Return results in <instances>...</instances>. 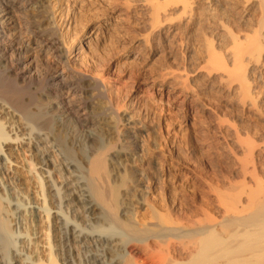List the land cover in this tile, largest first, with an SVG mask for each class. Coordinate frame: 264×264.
I'll return each instance as SVG.
<instances>
[{
    "label": "rangeland",
    "instance_id": "obj_1",
    "mask_svg": "<svg viewBox=\"0 0 264 264\" xmlns=\"http://www.w3.org/2000/svg\"><path fill=\"white\" fill-rule=\"evenodd\" d=\"M10 1L23 10L19 1ZM48 1L49 8L51 5L54 8L50 10L55 11L58 31L63 32L66 46L72 49L67 53L71 69L79 71L85 67L82 71L86 82L92 76L101 78L107 112L122 116L121 132L131 131L138 136L135 143L129 144L142 145L137 155L142 159L136 161L135 167L143 174L138 190L146 197L136 206L138 221L150 220V206H154L179 225L196 227L206 218L201 208L203 203L207 202L214 208L212 211H217L223 207L218 199L224 195L229 197L235 189L234 194L247 199L244 193L251 191L252 194V190L259 188L257 184L261 183L264 188V67H261L264 66V42L259 36L264 30H261L264 0ZM158 3L163 6L159 4L156 11ZM155 11L159 17L152 16ZM24 19L19 21L27 23ZM14 22L13 17L8 20L6 37L7 44L17 48L22 40H19V28L12 30ZM34 30L30 35L32 49L22 65L19 80L22 84H34L39 75L48 71L56 69L58 74L63 71V66L51 58H55L57 49L47 51L46 43H37L36 38L45 33ZM23 37L26 42L29 35ZM32 90L36 91L32 88L30 93ZM90 94L86 90L84 95ZM8 112L9 109L0 108V119L8 121ZM9 124H5L7 131L12 128ZM15 132L11 130L10 135L14 136ZM23 142L22 145L15 140L4 143L3 154L11 156L1 176L4 172V178L10 180L7 183L23 193L26 185L18 183H29L27 193L31 194L32 201L43 204L39 175L27 159L31 154H24L26 143ZM251 146L255 147L254 157L248 152ZM241 158L250 159L249 173L255 161L254 174L242 175ZM243 159L241 162H245ZM38 214L41 230L38 229L40 234L34 239L33 248L38 247L46 257L48 219L46 212Z\"/></svg>",
    "mask_w": 264,
    "mask_h": 264
},
{
    "label": "bare ground",
    "instance_id": "obj_2",
    "mask_svg": "<svg viewBox=\"0 0 264 264\" xmlns=\"http://www.w3.org/2000/svg\"><path fill=\"white\" fill-rule=\"evenodd\" d=\"M17 1L22 11L17 9L21 6L15 7L10 0H0V108L9 109L10 117L6 122L16 131L14 136L10 135L11 130L7 131L6 122L0 119V264H264V188L261 183L252 194L245 189L249 192L244 193L247 199L234 194L237 189L231 190L229 197H217L223 207L214 210L215 215L210 213L214 208L207 202L200 204L206 218L196 223V227L179 225L154 206H150V220L138 221L136 206L146 197L138 190L143 174L135 167L136 161L142 159L137 156L142 145L129 144L135 143L138 136L131 131L121 132L122 116L107 112L101 78L92 76V80L86 82L85 67L79 71L71 69L67 53L72 49L66 46L63 32L58 31L55 11L51 12L49 1ZM159 4H156L157 9L154 6L156 11ZM261 7L264 9V2ZM156 15L159 17V12ZM12 17L15 20L12 30L19 28V40H22L17 48L7 44L6 29ZM22 18L27 23L19 21ZM261 20L262 30L264 11ZM35 28L45 33L36 38L37 43H46L47 51L57 49L55 58H51L63 66V71L60 74L56 69L48 71L37 76L34 84H22L19 81L22 65L32 49L30 35ZM25 34L29 35L26 42L23 41ZM259 36L264 42V30ZM234 73L235 76L236 71ZM32 88L36 91L30 93ZM86 90L91 91L89 98L84 95ZM9 140L17 141L18 145L25 141L24 154H31L27 159L39 175L37 179L42 187L39 193L43 195L45 206L32 201L31 194L27 193L29 183H18L26 185V191L21 193L7 183L9 179L4 178V172L1 176L6 162L10 161L11 155L3 154L4 143ZM253 148L251 146L248 152L254 157ZM241 160L240 171L247 176L250 159L249 163L247 159ZM253 163L251 174L256 171ZM39 211L46 212L48 219L49 253L46 257L38 247L33 248L34 239L40 234L38 229L41 230ZM21 227L25 231L20 230ZM33 252L38 254L34 256Z\"/></svg>",
    "mask_w": 264,
    "mask_h": 264
}]
</instances>
